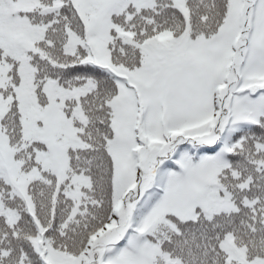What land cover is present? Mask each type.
<instances>
[{
  "label": "snow or ice",
  "instance_id": "1",
  "mask_svg": "<svg viewBox=\"0 0 264 264\" xmlns=\"http://www.w3.org/2000/svg\"><path fill=\"white\" fill-rule=\"evenodd\" d=\"M0 264H264V0H0Z\"/></svg>",
  "mask_w": 264,
  "mask_h": 264
}]
</instances>
